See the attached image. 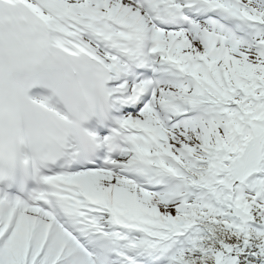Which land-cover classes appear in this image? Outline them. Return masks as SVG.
Segmentation results:
<instances>
[{
  "label": "snow or ice",
  "instance_id": "obj_1",
  "mask_svg": "<svg viewBox=\"0 0 264 264\" xmlns=\"http://www.w3.org/2000/svg\"><path fill=\"white\" fill-rule=\"evenodd\" d=\"M0 264H264V0H0Z\"/></svg>",
  "mask_w": 264,
  "mask_h": 264
}]
</instances>
